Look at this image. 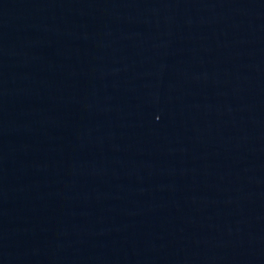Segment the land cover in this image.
Instances as JSON below:
<instances>
[{
  "label": "water",
  "instance_id": "water-1",
  "mask_svg": "<svg viewBox=\"0 0 264 264\" xmlns=\"http://www.w3.org/2000/svg\"><path fill=\"white\" fill-rule=\"evenodd\" d=\"M0 264H264V0H0Z\"/></svg>",
  "mask_w": 264,
  "mask_h": 264
}]
</instances>
